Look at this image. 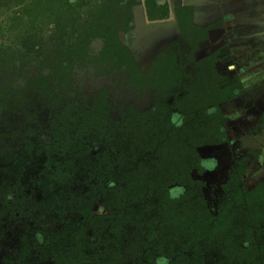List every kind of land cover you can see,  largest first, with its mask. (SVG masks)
Listing matches in <instances>:
<instances>
[{
    "label": "trees",
    "instance_id": "obj_1",
    "mask_svg": "<svg viewBox=\"0 0 264 264\" xmlns=\"http://www.w3.org/2000/svg\"><path fill=\"white\" fill-rule=\"evenodd\" d=\"M11 1L16 0L5 3ZM43 1L47 5L35 0L38 11L30 16V22L23 21L19 36L29 48L27 39L36 38L33 36L39 20L36 18L42 14L51 18L52 10L59 9L56 5L60 2V12L54 19L57 25L60 21V79L29 80L28 85L36 89L38 96L49 104L55 103L54 83L60 82V89H66L71 76L65 72L78 56L80 45L87 47L90 41L101 40L100 59L112 68L126 66L129 83L150 87L156 101L147 111L121 107L119 120H112L108 117L107 91L102 89L92 104H86L77 114L73 113L76 108L69 105L60 111V116L53 117L48 131L53 137L51 145L42 142L35 127L27 126L21 141L25 144L21 147L30 152L32 139L37 138L41 150L46 152L39 182L48 184L49 190L60 183V202H57L61 213H78L81 218L74 223L62 222L65 229L45 232V244L41 248L48 249L57 264H120L134 258L139 264H154L159 256L172 257V264H196L198 253H193L189 261L185 260V252L173 248L200 249L204 237L214 240L207 233L218 236L224 230H238L233 227L232 219L240 216L247 224L244 228L247 241L252 242L249 238L255 229L257 251L235 247L229 258L239 264L244 261L264 264V227L260 226L264 225V182L252 190L245 187L242 177L247 169L246 158L239 160L230 174L229 184L225 186L226 199L218 215L211 214L201 192L203 184L192 177L194 171L204 170L205 158L199 149L226 141V118L221 105L244 92L237 77L231 79L230 72L217 70L219 51L202 59L195 58L198 42L207 35L206 28L193 23L192 8L175 4L179 34L153 56L151 72H147L118 37L119 30L129 29L134 19L133 7L141 0ZM145 7L151 21L169 17L167 4L145 0ZM42 8L47 12H40ZM13 15L21 19L19 12ZM9 19L14 22L13 16ZM0 22L2 30H10V26L3 28L6 21ZM74 40L81 43L78 45ZM174 43H183L189 51L172 48ZM1 45V49L6 47ZM186 65L191 66L194 74L186 71ZM7 142L8 155L10 149L19 148L13 139ZM79 177L87 189L76 195L71 187ZM100 201L106 211L101 215L93 212ZM251 223L255 228L248 225ZM147 226L150 230L145 240L141 238V244H136ZM89 232L96 237L95 242L90 241ZM128 238L130 247L135 246L132 253H127ZM89 248L93 250L91 254Z\"/></svg>",
    "mask_w": 264,
    "mask_h": 264
},
{
    "label": "rangeland",
    "instance_id": "obj_2",
    "mask_svg": "<svg viewBox=\"0 0 264 264\" xmlns=\"http://www.w3.org/2000/svg\"><path fill=\"white\" fill-rule=\"evenodd\" d=\"M6 1L0 0V20L3 21V24L6 21L8 25L4 24L3 28L8 29V26H10V30H2V23L0 22V44L11 45V48H14V45L18 44L19 36L21 35L20 27L23 21L28 20L30 22V16L38 11V6L35 0H16L13 3L12 1L5 3ZM41 2L42 6L47 5L43 0ZM39 11L47 12L43 8ZM58 11L59 9H53L51 15L55 16ZM14 12H19L21 19L18 20L13 15ZM9 16H13L14 22L9 19ZM42 17L45 16L42 14V16L37 17L36 19H39L37 22L41 21ZM43 20L46 22L44 28H47V24L51 21L46 18H43ZM17 22H21V25L20 23L17 24ZM165 25L163 23L146 25V22L137 20L132 31L121 30L119 32L120 40L124 45L132 49L140 67L144 70H149V64L153 56L177 36L175 32L167 30L169 26ZM131 33L134 35V40H132ZM46 34H50V29ZM89 45V51L87 49L88 52L81 56L82 60L76 62L72 67V75L68 80L70 83L67 84L65 90L60 89V95H62L60 99H62L63 104L70 102L76 106L91 104L99 91L104 88L108 91L107 99L110 104L108 117L112 120H119L118 110L121 107H133L139 111H146L154 106L156 95L152 89L139 88L129 83L128 75L124 70H110L104 63L97 60L102 45L101 40H94V43ZM175 47H179L178 51L181 52L189 51V48L183 43H174L172 48ZM48 71L47 67H42L41 64L34 60H18L10 65H0V198L2 201L3 195H6L11 190L15 182L20 181L29 186L34 180L33 178L44 167V155L40 153V156H32V151L26 152L21 147L25 144V142L21 143V141L22 134L28 125L35 127L38 136L43 135L45 139L47 137L50 140V137L44 135V133L48 130V120L53 115L55 108L49 106L48 102L43 100L41 96L31 92L32 90L26 85L31 77L41 73L47 74ZM186 71L189 74H194L190 65H186ZM225 71V69H221L220 72ZM179 119L180 117H178ZM6 136L7 138H5ZM9 139H13L14 144H19L18 149L9 150L10 155L7 154L9 149L7 140ZM34 140L32 147L37 151H41L40 143H36L38 142L36 140L39 139L33 138L32 141ZM199 152L208 162L204 177L206 182L205 196L208 205L215 213L221 207L222 200L225 197L223 185L227 182L226 180L236 165L237 159L242 155L234 150L231 142L205 146L200 148ZM82 180L83 178L79 177L73 186V191L76 194H81L87 189ZM243 180L248 188H253L257 183L264 182V170H247ZM97 206L101 208V201ZM101 210L105 213V210ZM68 216L70 215L68 214ZM52 217L54 218L44 217V222H35L33 218L14 219L8 216L7 211L0 212V264H57L48 255L42 256L38 249L40 244H44L46 239L45 232L52 233L51 230L57 228L65 229L66 227L55 215ZM77 220L70 223H74ZM240 222H243L241 218ZM153 225L155 228L158 227L154 221ZM260 226L264 227L262 224ZM26 229L27 231L25 232ZM149 230L148 226L143 228L144 233L139 237L135 236V238L138 237L135 243L141 244L140 239L142 238L144 241ZM89 236H92L91 241L96 238L91 232H89ZM19 238L23 242L21 254L19 252L21 247ZM129 240L128 238L126 241L127 253H132L131 249L135 246L130 247ZM28 246H31L32 250H29ZM202 246L206 248L203 251V256L207 264H225L226 258L222 256L220 250L217 249L218 245L212 239L205 238ZM25 247L28 248V251L24 250ZM88 250L90 254L93 252L92 248ZM145 250L146 248L143 249V252ZM23 251L29 255L25 256L24 261L19 257L24 255ZM45 251H48V249ZM193 253H196V251H193ZM124 262L122 263L139 264L136 258L128 259ZM162 264L167 263L163 262Z\"/></svg>",
    "mask_w": 264,
    "mask_h": 264
},
{
    "label": "flooded vegetation",
    "instance_id": "obj_3",
    "mask_svg": "<svg viewBox=\"0 0 264 264\" xmlns=\"http://www.w3.org/2000/svg\"><path fill=\"white\" fill-rule=\"evenodd\" d=\"M177 2H179L182 6H188V7H191L192 8V10H193V23L196 24L194 22V7L191 6V5L183 4L181 0H177L173 4V10H174V13H175V17L176 18H175V21L172 22L173 24H175L177 26V30H179L178 29V25H177V15H176V12H175V4ZM44 3H46V2L44 1ZM157 3L159 5H163V4H167L168 5V7H169V17L167 19L154 20V21L149 20L148 15H147V11H146V7H145V0H141V3L139 5H137L135 8L133 7L134 19L128 25V28L129 29L127 31H129V30L132 31L133 28H134V23L137 22V20H141V18H143V12H142L143 5H144L145 11H146V18H147L146 19V21H147L146 25L147 24L148 25L161 24V23H163L165 21H167V23H171V21H169L170 18H171V7L169 5V2L160 3L157 0ZM56 6H59V12H60V2L59 1H58V5H56ZM43 18H46L47 20L51 21L49 24H47L48 25L47 28H44V26L46 25V22H44ZM54 19H55V16L54 15H52L51 18H49L48 15H47L45 17H42L41 21L37 22V24H38L37 25V29H36V32L33 35L36 38H30V39H27V41H26L27 44H29V46H30L29 48H27L28 46H25L24 39H19L18 40V44L14 45V48H11V45L3 44V45H5L7 47V49H5L6 47H4L3 49H1V46L2 45L0 44V65H3V64L10 65V64L15 63L18 60H23V61H26V60L27 61L28 60H34V61H37V63L41 64L42 67L43 66L44 67H47L49 69V71H48L47 74L46 73H44V74L41 73V74H37V75L31 77L29 79L30 81L32 79L40 78V77L60 79V43H61V41H60V21L58 22V25H59L58 26L55 23V20L56 19L55 20ZM47 20H45V21H47ZM143 21H144V18H143ZM39 23H41V24L39 25ZM197 26H199V25H197ZM56 27H57V29H56ZM199 27L206 28V35H207L206 39H208V30L209 29L207 27H202V26H199ZM49 29H50V34H46V32L49 31ZM120 31L121 30L118 31V37H119V32ZM176 32H178V31H175V33ZM131 35H132V40H134V35L132 33H131ZM177 36L175 37V39L177 38ZM206 39H204L202 41H205ZM119 40H120V37H119ZM202 41H199L198 44H197L198 45V49H197V51L194 54L196 59L205 58V57H207V56H209L211 54H214L217 51L220 52L219 53V58L220 59L223 58L221 55H222V52H224V49L221 48V47L218 48V49H216L214 52H212V53H210L208 55H205V56H202V57L197 58V53L199 51V44ZM65 42H69V41H65ZM73 42L74 43H78V40H74ZM120 42L122 43L121 40H120ZM80 43L81 42H79L78 45ZM90 43L91 44L94 43V40L93 41H90ZM126 47H128V46H126ZM89 48H90V45H89V47L88 46L87 47H82L80 45V47L78 48L79 49L78 56H75L72 59V65L65 72L66 75H68V72H69L70 76L72 75L71 74L72 67L74 66V64L76 62H79V60H82V58L79 57V56H81L80 54H84V53L86 54V52L89 51ZM102 48H103V43H102L101 49H100V51L98 53L97 60H99L102 63H104V65L106 67H108V69H110V70H119V68H112L111 65L107 64L106 61H103V60L100 59V53L102 51ZM87 49H88V51H87ZM6 57L10 58V60L9 61H6L5 60ZM217 63H216V65H217ZM150 64H151V62H150ZM150 64H149V70H144L141 67L140 68L143 71L151 72L150 71ZM216 68H217V66H216ZM120 69L121 70H124L127 73L128 80H129L130 75L127 72V67L126 66H123ZM228 72H230V71H228ZM230 78L233 79V77L231 76V74H230ZM28 81H27V84L26 85H28ZM28 88L30 90H32L31 92H34V93L37 94L36 89H31L29 85H28ZM139 88H150V87H139ZM52 90L54 91V97L53 98L56 100V102L55 103H50V104L48 103V105L51 106V107H54L55 108V111L53 112V115L48 120V130L45 132L47 134L44 133V135H47V136L50 137V140H48L47 137L45 139V137L43 135H40L39 136V138L42 140V142H44L47 145H51L52 144V141H53V137H52L51 133L48 132L49 130H51V121L53 120V117L60 116V111H62L64 107H67L69 105H71L74 109L76 108V110L73 111L74 114H77V111L79 109H83L85 107V105L84 106H76L72 102H70V103H64V104H63V102H60V98H62V95H60V82L54 83V87L52 88ZM152 91H153V89H152ZM154 94H155V92H154ZM97 96H98V94H97ZM107 96H108V91H107ZM107 101H108V99H107ZM91 104H87V105H91ZM134 109H136V108H134ZM36 141H38V140H36ZM32 142H35V140L32 141ZM36 143L39 144L40 142L38 141ZM39 146H42V145L40 144ZM30 151H32V156L37 157V156H40L39 155L40 153H42L44 155L45 159H46V154H45L46 152L43 151V149L41 151H37L35 148L32 147V144H31ZM55 155H56V153L53 154V156H55ZM242 159H244V158L242 157V158H238L237 159L236 165L234 166L233 170L236 169V167L238 166V161L239 160H242ZM246 161H247V159H246ZM207 163L208 162L205 159L203 172L202 173H198V172L194 171L192 173V177L195 180H199L203 184L202 185V188H201L202 195H203V197H204V199L206 201V205H207L209 211L211 212L212 215L215 216V215H218L221 212V207H219L216 210V212L214 213L213 210H212V208L208 205V201H207L206 196H205V185H206V182L204 180V177L206 175L205 173H206L207 167H208L206 165ZM246 165H247V162H246ZM42 170L39 171L38 174H37V176L33 178L34 180H32V182L29 184V186L27 184H23L20 181H17V182H15L13 184V186L11 187V190L6 195L5 194L4 195L2 194L4 196V198H3V201L0 198V212L3 213L4 211H7L8 216H10L11 218H14V219L15 218H21V219L33 218L35 220V222H40V221L41 222H44V220H43L44 217L51 218L52 219V218H54V217H52L54 215L61 222H70V221H74V220H77V219L80 220L81 218H80V216H79L78 213H68V212H67V214H63V212L61 213V211H60V205H58V202H57V201L60 202V183L56 184L53 187V189L49 190V185L48 184H45L43 182H39V180H40V178L42 176L41 175ZM233 170H232V172H233ZM246 171H247V169L245 170V172L243 174V177H242L243 184H244L243 178L245 176ZM229 178H230V176L226 180L227 182H225V184L223 185V189L225 191L224 192L225 193V197L222 200L223 202L226 199V194L227 193H226V190H225V186L229 184L228 183L229 180H230ZM256 185L253 188H248L246 185H245V187H247L248 190H252V189H254L256 187ZM73 186L74 185H72V187H71L72 188V191H73ZM73 193H75V192L73 191ZM76 195H79V194H76ZM54 196H57L56 199H55ZM101 209L102 208L96 206V207L93 208V212L95 214H99V215L104 214ZM105 213H106V211H105ZM68 214L70 216H68ZM58 220H57V222H58ZM232 222H233V227L236 228V229L238 228V230H231L229 232H227L226 230H224V231H221L220 233H218V236H216L212 232L211 233H207V235L214 236V240L212 239V241L215 242L218 245L217 249H219L220 252H221V254H222V256L226 258L225 264H231V263L232 264H239L238 261H236L234 259L231 260L229 258V254L230 253H233L234 249H236L237 247L238 248H241V249H245L248 252H252V253H255L257 251L256 244L258 243V239H257V235H256V232H255V229H254V232H252V235L249 238V239L252 240V242H249L246 239L247 238V234H246V231L244 230V228H246L247 224L245 222H240V216L239 217H234L232 219ZM248 225L250 227H252V228H255V225L254 224H252V225L248 224ZM57 229H60V228H57ZM55 230L56 229L51 230V231L54 232ZM241 230H244V231L241 232ZM26 231H27V229L25 230V232ZM205 235H206V233H205ZM91 237L92 236H90V238H89L90 241H91ZM205 238H209V237H205ZM19 240H20V238H19ZM95 241H96V238H95V240H92L91 242H95ZM22 243H23L22 240H20V243H19L21 245L20 250H19L20 254L22 253V249H23V244ZM202 243L204 244V240L202 241ZM44 244H45V240H44ZM40 245H39V248L38 249L42 253V256L48 255L49 258H52L49 255V252L48 251H45L47 249L46 248L42 249L41 247L43 245H41V246ZM28 248H29V250H32V247L31 246H28ZM28 248L25 247L24 250L25 251H28ZM205 249L206 248H204L203 246L200 247V249H197V250H194L193 248H187L185 250V249H183L181 247H177V246L175 248H173L174 251H183V252H185L186 253V256H187V257H185V260H189V261H191L192 258H193L192 257L193 251H196V253H198V257H196L198 259V263H196V264H207L206 263V260H205V258L203 256L204 255L203 254L204 253L203 251ZM25 251H23V254L24 255H20L19 256L20 259H22V260L25 258V256L26 257L29 256L28 254L24 253ZM254 259L255 258L253 256V260ZM173 260L174 259L172 257L159 256L158 259L155 260L154 264H162L163 262L164 263H167V264H172V261ZM23 261H22V263H23ZM244 264H246L245 261H244ZM249 264H252V263H249Z\"/></svg>",
    "mask_w": 264,
    "mask_h": 264
},
{
    "label": "crops",
    "instance_id": "obj_4",
    "mask_svg": "<svg viewBox=\"0 0 264 264\" xmlns=\"http://www.w3.org/2000/svg\"><path fill=\"white\" fill-rule=\"evenodd\" d=\"M158 1L169 2L171 23L163 24L169 26V31H178L172 23L176 18L173 4L177 0ZM181 1L194 7V22L209 29L208 39L199 44L197 58L223 48L217 69L230 71L244 90L221 105L226 118L225 142L232 143L242 155L239 158L247 159V170H264V0ZM142 12L147 23L144 5Z\"/></svg>",
    "mask_w": 264,
    "mask_h": 264
}]
</instances>
